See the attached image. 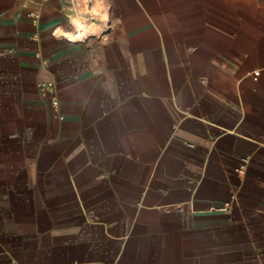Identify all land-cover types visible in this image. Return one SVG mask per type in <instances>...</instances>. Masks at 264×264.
Instances as JSON below:
<instances>
[{"label": "crops", "instance_id": "0c3cea01", "mask_svg": "<svg viewBox=\"0 0 264 264\" xmlns=\"http://www.w3.org/2000/svg\"><path fill=\"white\" fill-rule=\"evenodd\" d=\"M0 264H264V0H0Z\"/></svg>", "mask_w": 264, "mask_h": 264}, {"label": "built area", "instance_id": "2783aa9c", "mask_svg": "<svg viewBox=\"0 0 264 264\" xmlns=\"http://www.w3.org/2000/svg\"><path fill=\"white\" fill-rule=\"evenodd\" d=\"M52 103H53V106L54 107H57L58 106V100L56 98H53ZM240 170L243 171V168H241Z\"/></svg>", "mask_w": 264, "mask_h": 264}, {"label": "bare ground", "instance_id": "6f19581e", "mask_svg": "<svg viewBox=\"0 0 264 264\" xmlns=\"http://www.w3.org/2000/svg\"><path fill=\"white\" fill-rule=\"evenodd\" d=\"M81 15V14H80ZM92 29V28H91ZM88 32V31H87Z\"/></svg>", "mask_w": 264, "mask_h": 264}]
</instances>
